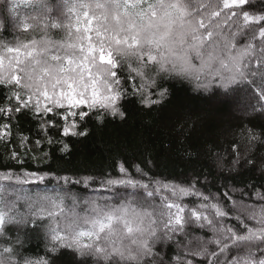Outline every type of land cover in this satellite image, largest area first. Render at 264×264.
<instances>
[{
  "label": "snow or ice",
  "instance_id": "6c2138e0",
  "mask_svg": "<svg viewBox=\"0 0 264 264\" xmlns=\"http://www.w3.org/2000/svg\"><path fill=\"white\" fill-rule=\"evenodd\" d=\"M41 3L45 16L58 12L75 18L68 24L52 21L51 28L66 32L59 42L46 38L47 33L40 40L28 35L40 18L21 19L18 0H6L0 10V85L8 88L5 101L0 102V145L8 159L23 163L17 148L30 142V137L14 132L20 116L39 117L47 143L61 145L62 154L71 148L63 139L53 140V128L62 137L83 138V143L90 132L81 122L90 115L101 126L107 116L128 124L134 112L144 109L156 116L117 137L120 152L111 165L117 175L58 176L64 195L29 198L23 213L18 200L8 199L11 193L0 184V264H57L65 252H71L77 264H264V190L253 185L248 193L225 185V190L212 193L198 187V176L179 182L157 178L151 169L159 167L160 153L170 151L162 140L159 152L140 163H129L122 155L133 146L140 157L149 145L153 151L157 148L152 139L155 129L170 123L162 115L169 90L160 81L172 78L193 84L210 101L243 96L251 125L242 134L246 148L242 151L233 139L227 149L217 151L215 161L221 171L242 164L257 166L255 150L264 149V0ZM10 29L16 34L7 40ZM137 103L142 109L136 108ZM195 131L194 123L184 122L177 138L190 139ZM14 135L17 147L9 148ZM40 143L35 141V146ZM112 147L102 141L96 150L110 152ZM43 156L50 158L47 152ZM260 163L264 171V159ZM44 180L45 175L36 172L0 173V181L9 186ZM76 185L94 191L99 185L116 195L120 189L131 191L111 203L115 196L102 201L78 197L71 191ZM65 199L72 201L71 211ZM156 199L159 204L148 203ZM78 207L83 214L76 211ZM229 218L236 223L230 226ZM29 225L33 231L44 230L43 256L24 250L20 231ZM173 244L177 251L170 254Z\"/></svg>",
  "mask_w": 264,
  "mask_h": 264
},
{
  "label": "trees",
  "instance_id": "16d2710c",
  "mask_svg": "<svg viewBox=\"0 0 264 264\" xmlns=\"http://www.w3.org/2000/svg\"><path fill=\"white\" fill-rule=\"evenodd\" d=\"M49 5H61L63 0H46ZM6 0H0V10L5 6ZM19 8L17 9L21 19L25 16H38L39 26L35 30H30L28 35L32 39L40 40L42 37L51 38L54 42L61 41L66 32L64 29H53L50 27L55 19L63 20L64 24L71 21L74 22V17L71 14L60 16L58 12L43 14L41 0H32V3H27L26 0H18ZM63 11L67 13V9ZM45 25L49 27L45 28ZM12 35L5 34L7 40H12L16 34L15 29H10ZM22 31V30H21ZM24 43H29L24 40ZM122 75L127 76L124 71ZM168 88V97L162 115L170 120L169 126L164 128H156L157 135L152 137L157 142V148L153 151L151 145L149 150L140 157V153L135 150L134 146L130 147L122 155L128 158L129 163L135 160L137 163L141 159H148L150 156L159 152V141H163L170 151L159 154L160 165L157 168H152L151 173H154L157 178H162L170 182H179L188 180L194 177H199L201 184L198 187H206L208 192L216 193L217 189L225 190V185L228 188L243 189L245 192L251 193L254 185L257 190H264V171H262L261 160L264 159V149L257 147L255 150V159L257 166L252 168L249 165L242 164L236 170L230 171L225 168L221 171L216 166L215 157L217 151L227 149L233 139L240 145L241 150L246 148V140L243 137L245 128L251 127L249 124V112L245 108V102L242 95L229 97L228 99L220 98L217 101H210L207 94L202 91H196L193 84L187 81L178 79H163L160 81ZM8 88L0 85V102H4ZM135 99V98H133ZM136 108L142 109V105L136 104ZM53 120L58 118L49 114ZM156 116V113L149 115L146 109L134 112L133 118L128 124H123L118 118L111 116L106 117V124L100 125L95 115H90L81 122L82 127L87 128L90 132L88 141L81 142L83 138L77 137H62L57 129L53 128L50 131V136L53 140L63 139L71 148V152L62 154L59 149L61 145L57 143L49 144L40 128V118H32L31 114L18 117L19 133L30 137V142L25 148H17L20 152V159L23 163H17L14 160L8 159V153L2 145H0V173L15 172L22 175L26 172H36L40 175H45L43 182L35 181L29 184L17 185L9 182L0 181L11 195L8 199L18 200V208L23 213L27 211L29 198L35 199L38 195H47L56 198L58 195L63 196L64 192L60 187L62 182L57 181L56 177L68 175L73 178L79 176L93 175L99 177L102 173L117 175L113 167V157L120 152L116 147L117 137L123 138L125 134L131 133L134 128H140ZM48 117H45L47 119ZM188 122L189 125L195 124L196 131L192 133L190 139L184 136L178 137L180 124ZM175 127V130L173 128ZM259 131V129H257ZM40 140L39 147L35 146V141ZM102 141L110 142L113 147L111 151H97V147ZM18 138L14 135L9 142V148L17 147ZM49 153L50 158H45L43 154ZM33 157H36L33 159ZM143 166V165H142ZM206 178V185H205ZM94 188L87 190L82 186L76 185L71 188V191L80 198H92L103 200L105 197H113L111 203H117L125 195L126 191L120 189V195L112 192H107L95 185ZM235 198H240V193L237 191ZM186 202L195 200V198H185ZM247 203H254L248 201ZM144 207H148V203L159 204V199L150 200L148 203L141 201ZM65 205L71 211L73 205L70 199H65ZM151 211V208H148ZM77 212L82 213L80 207L76 208ZM230 226L235 224L234 218H229L226 221ZM198 235H210L207 232ZM15 235V233H13ZM20 236L23 241V247L26 252L33 255L43 256L45 254L44 230L39 228L35 231L28 228L21 229ZM177 251L175 244L169 250L170 254ZM57 264H77L75 256L71 252H65L61 255Z\"/></svg>",
  "mask_w": 264,
  "mask_h": 264
}]
</instances>
